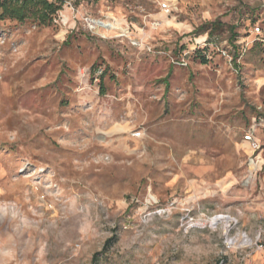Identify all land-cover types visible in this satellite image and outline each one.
Returning <instances> with one entry per match:
<instances>
[{
    "label": "rangeland",
    "instance_id": "1",
    "mask_svg": "<svg viewBox=\"0 0 264 264\" xmlns=\"http://www.w3.org/2000/svg\"><path fill=\"white\" fill-rule=\"evenodd\" d=\"M59 1L0 18V264H264L198 224L264 227V0Z\"/></svg>",
    "mask_w": 264,
    "mask_h": 264
},
{
    "label": "built area",
    "instance_id": "2",
    "mask_svg": "<svg viewBox=\"0 0 264 264\" xmlns=\"http://www.w3.org/2000/svg\"><path fill=\"white\" fill-rule=\"evenodd\" d=\"M161 7L164 9L167 7V4L161 3ZM83 21L89 29L94 27L111 29L112 26L111 23H97L98 21L89 16H84ZM255 31V34L260 32L258 26L255 27ZM147 49L151 50L150 47H147ZM256 118L257 117H254L251 122L254 127L257 123ZM132 135L140 136L141 131H135ZM243 139L248 142L250 147V152L247 156L248 168L255 171L258 167L255 156L261 149V144L256 140L253 131L249 127L245 130ZM198 224L202 227L206 225L211 227L222 226V242L227 251H243V253H247V251H256L263 247L264 227L258 226L253 232H250L241 225L238 216L230 212L219 211L212 215H202L199 217Z\"/></svg>",
    "mask_w": 264,
    "mask_h": 264
},
{
    "label": "trees",
    "instance_id": "3",
    "mask_svg": "<svg viewBox=\"0 0 264 264\" xmlns=\"http://www.w3.org/2000/svg\"><path fill=\"white\" fill-rule=\"evenodd\" d=\"M60 9L59 0H0V18L8 17L19 22L32 16L38 24L48 25ZM235 58L236 55L233 60Z\"/></svg>",
    "mask_w": 264,
    "mask_h": 264
},
{
    "label": "crops",
    "instance_id": "4",
    "mask_svg": "<svg viewBox=\"0 0 264 264\" xmlns=\"http://www.w3.org/2000/svg\"><path fill=\"white\" fill-rule=\"evenodd\" d=\"M259 140H260V139H259ZM246 142H247V141H246ZM247 144H248V142H247ZM248 146H249V145H248ZM260 150H261V149H260ZM260 150H259L258 152H260ZM258 152H257V153H258ZM247 156H248V155H247ZM256 170H258V167H257V169H256ZM256 170H255V172H256ZM256 173H257V172H256Z\"/></svg>",
    "mask_w": 264,
    "mask_h": 264
},
{
    "label": "bare ground",
    "instance_id": "5",
    "mask_svg": "<svg viewBox=\"0 0 264 264\" xmlns=\"http://www.w3.org/2000/svg\"><path fill=\"white\" fill-rule=\"evenodd\" d=\"M111 25H112L111 28H112V27H115V24H114L113 22L111 23Z\"/></svg>",
    "mask_w": 264,
    "mask_h": 264
}]
</instances>
